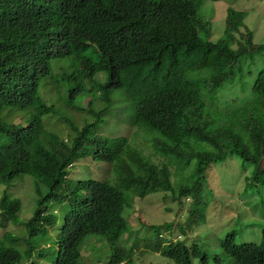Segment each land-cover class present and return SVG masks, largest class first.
I'll return each instance as SVG.
<instances>
[{"label": "trees", "instance_id": "obj_1", "mask_svg": "<svg viewBox=\"0 0 264 264\" xmlns=\"http://www.w3.org/2000/svg\"><path fill=\"white\" fill-rule=\"evenodd\" d=\"M196 6L195 0H0V264H81L91 234L100 237L90 240L110 246L103 264H129L136 248H142L138 256L158 253L175 264L209 262L195 236L184 239L177 231L185 222H144L138 238L140 231L123 214L135 197L156 192H166L181 210L183 201L200 195L212 165L233 155L252 164L251 177L264 185V41L254 42L245 12L233 8L223 36L211 40L209 22ZM47 74L59 100L65 94V106L93 116L82 126L58 117L69 126L65 138L43 120L58 115L40 93ZM239 75L241 87L244 77H252L245 96L219 98L217 92ZM113 89L126 92L132 122L146 128L145 142L158 160L131 147L125 136L95 132ZM77 97L87 99V107L101 102L104 108L81 107ZM14 113L26 126L11 120ZM89 155L112 163L115 181L70 180L73 162ZM172 162L187 169L190 184L174 187ZM27 173L46 189L36 186L34 209L21 220L22 202L10 188ZM197 202L186 211L193 233L204 217L205 203ZM9 224H20L26 236ZM55 227L50 257L32 239ZM130 234L138 238L134 247L117 246ZM233 236L218 239L219 255L233 264H264V226L259 243H236Z\"/></svg>", "mask_w": 264, "mask_h": 264}, {"label": "rangeland", "instance_id": "obj_2", "mask_svg": "<svg viewBox=\"0 0 264 264\" xmlns=\"http://www.w3.org/2000/svg\"><path fill=\"white\" fill-rule=\"evenodd\" d=\"M195 2H197L196 7L199 14L209 22V38L211 40H216L223 36L227 11L229 8H233L245 12L244 22L245 25H248L249 30L252 31L254 42L264 41V0H195ZM58 63H60V59L56 60L54 66ZM104 76V73H102V77ZM239 78L240 75L236 77V81L232 87H222L217 92V96L221 99H225L227 96L233 99L244 97L246 88L250 85L252 77H244L247 84L242 85V87L237 82ZM40 93L45 102L56 106L58 111V115L44 116L43 120H48L49 124H51L48 128H52L63 134L64 138V132L68 131L69 126L65 125L62 120H58V117L67 118L75 126H82L86 121H91L93 118L91 113L78 110L73 104L65 106V94L62 100H59L60 95L54 94L52 83H48L46 86H43L42 83ZM111 100V103L107 106V112L104 113L95 132L111 138L125 136L131 147L142 149L145 155L151 157L153 160H158V155L152 152L149 145L145 142L146 128L137 126L132 122L131 114L134 108H132L131 101L126 92L123 89L111 90ZM75 101L79 103V97L75 98ZM87 103L88 100L86 99L80 102L79 106L91 108L92 111L104 108L101 102L96 103L93 107H87ZM18 115L14 113L11 120L20 122L21 124L24 117L22 114H20L22 118ZM26 124L27 121L21 125L25 126ZM172 163L173 167H170V170L173 174L174 187L177 188L181 185L190 184V181L185 176L187 172L185 170L187 169L180 168L179 163ZM191 167H194L193 162ZM112 169V163L95 160L89 155L73 162V166L69 168V179L72 181L94 179L113 182L115 181L116 172L112 171ZM252 171V164H244L236 155L229 156L221 162L212 165L208 170V175L204 179L200 195L198 194V197L191 195L189 201H183V208L178 210L181 214L177 215L178 211L172 205V201L169 200L170 197H165L166 192L150 193L144 198L135 197L132 203L125 207L123 214L125 217L128 215L127 218L131 227L136 231H140L139 234H134L138 238L144 231L140 229L144 227V222L158 224L159 222L173 219H176L177 222H185L187 226L185 225L182 231L181 229L177 231L182 234L184 239L192 235L195 236L196 240L207 249L210 254L207 264H233L231 258L219 255L220 251L217 246L219 245L217 243L219 238L224 237L228 232H232L234 242L236 243H259L262 239L264 226V185L261 178L254 181L253 177H251ZM34 189V180L28 174L17 176L10 188L11 195L17 196L22 202L23 207L19 212V219L21 220L29 217L28 215L33 208V202L35 203L37 197ZM43 189H46L45 186L40 185V191L44 192ZM199 201H204L205 203L204 217L199 222V225L195 227V233H193V226L189 218H187L186 211L191 209L194 202L198 204ZM168 206L173 209L168 211L166 209ZM59 225L58 221L57 226ZM8 229L15 231L16 234L23 237L26 236V230L20 224H9ZM2 231L0 228V235ZM56 232V227L50 229L47 237L32 239V243L37 245V250L46 247L50 257H53L56 251V246L53 242ZM134 235L130 234L124 238L123 236L120 237L116 243L117 246L126 249L134 247L137 243L135 241L138 239ZM97 237L100 236L91 234L85 237L82 246L81 264H92V261L96 260V256L98 257L100 253L102 262L106 260V254L109 253L108 249H110V246L107 247L103 241L90 240L92 238L97 239ZM103 247L107 248V250L102 251ZM136 249L139 252L142 251V248ZM134 251L136 252V250ZM139 252L128 259L129 264H175L171 259L158 253L153 255L146 251L138 256ZM38 262L48 264V262L46 263L42 259L38 260ZM193 264H200L199 260H194Z\"/></svg>", "mask_w": 264, "mask_h": 264}, {"label": "clouds", "instance_id": "obj_3", "mask_svg": "<svg viewBox=\"0 0 264 264\" xmlns=\"http://www.w3.org/2000/svg\"><path fill=\"white\" fill-rule=\"evenodd\" d=\"M45 77H47L48 78V82H45V83H43V86H46L48 83H51L52 82V78H51V75H49V74H47ZM40 86H41V84L39 85V89H40ZM26 126V125H25ZM28 174V173H27ZM28 175H30L32 178H33V180H34V191L36 192V186H38V187H40V185L42 184V183H40L39 184V181L35 178V176L33 175V174H31V173H29ZM17 197V196H16ZM98 257L96 256V259H97ZM94 262H97L96 260H93L92 261V264L94 263ZM98 263V262H97ZM98 264H103V262L101 261V263H98Z\"/></svg>", "mask_w": 264, "mask_h": 264}]
</instances>
